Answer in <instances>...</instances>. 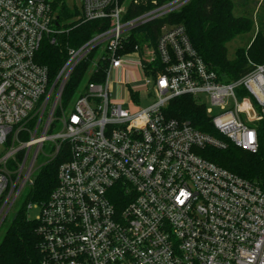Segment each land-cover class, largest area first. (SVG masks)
<instances>
[{
    "label": "built area",
    "instance_id": "1",
    "mask_svg": "<svg viewBox=\"0 0 264 264\" xmlns=\"http://www.w3.org/2000/svg\"><path fill=\"white\" fill-rule=\"evenodd\" d=\"M189 1L152 0L130 16L140 0H73L84 20L110 24L69 47L52 76L38 54L63 33L56 0H0V228L34 185L45 145L43 165L64 156L49 198L27 205L28 213L39 208L44 264H264V183L198 152L231 143L259 150L264 63L249 61L245 74L228 80L205 63L182 24H164L156 43L127 49L136 29ZM82 61H89L85 80L65 105ZM128 64L153 98L134 113L111 95L112 73ZM101 70L103 79L93 80ZM127 91L140 99L138 88ZM184 95L206 105L222 137L167 115Z\"/></svg>",
    "mask_w": 264,
    "mask_h": 264
},
{
    "label": "trees",
    "instance_id": "2",
    "mask_svg": "<svg viewBox=\"0 0 264 264\" xmlns=\"http://www.w3.org/2000/svg\"><path fill=\"white\" fill-rule=\"evenodd\" d=\"M157 1L165 3L170 0ZM151 2L152 0H140L129 15L148 9ZM55 9L63 33L60 34L58 43L44 41L38 54V60L49 68L52 76L67 59L69 47H79L96 33L106 30L110 24L108 20H84L80 16L79 7H70L66 0H56ZM234 9V0H190L179 9L136 29L127 43V49H133L135 45L148 39L156 43L164 24H182L186 27L193 47L205 63L228 80L237 79L250 69L249 61L264 63V32L258 30L250 45L238 48L236 55L230 58L227 42L237 34L251 31L254 26L252 18L236 15ZM101 65V68L106 67L107 62ZM88 68L89 61H82L74 70L63 93L65 105L77 95ZM103 76L105 73L101 70L92 79L100 80ZM165 111L170 118L188 121L202 132L222 137L214 127L206 105L199 103L192 95L173 98ZM259 130L261 143L257 152L247 151L233 143L225 149L206 146L198 152L244 178L264 183V124ZM63 160L61 152L57 158L43 165L26 198L18 204L0 241V264H44L42 238L37 231L38 220L29 217L27 205L31 202L43 203L49 198L58 183V170Z\"/></svg>",
    "mask_w": 264,
    "mask_h": 264
},
{
    "label": "rangeland",
    "instance_id": "3",
    "mask_svg": "<svg viewBox=\"0 0 264 264\" xmlns=\"http://www.w3.org/2000/svg\"><path fill=\"white\" fill-rule=\"evenodd\" d=\"M67 2L70 7H74L73 0H67ZM234 3V13L236 15L249 16L250 18H252L254 26L251 31L237 34L229 42H227L228 55L230 58H233L236 55V51L238 48H247L258 30H262L264 32V0H234ZM143 77L144 75L137 68L129 64L125 65L119 71H114L111 75L110 85L112 98L118 100L119 102H123V107L131 113L137 112L141 108L151 104L153 101V98L148 96L147 92L145 91L146 87L142 86ZM129 87H135L141 90L140 99L134 101L129 97L127 91ZM59 130L60 128H58L57 131ZM44 152L46 155L41 154L37 160L36 170L32 176L33 178H35L42 165L49 159L48 155L51 152L49 142L45 145ZM29 190L30 185L28 184L22 190V194L19 198L21 199L20 201L26 198ZM15 211L16 208L13 207L7 217V220L0 228V241L3 238L6 229L10 224V221L14 216ZM38 215L39 208L33 207L29 210L30 218H37Z\"/></svg>",
    "mask_w": 264,
    "mask_h": 264
}]
</instances>
